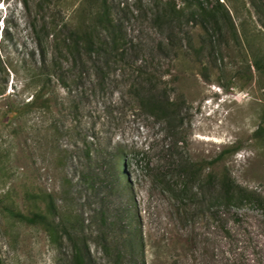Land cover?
Segmentation results:
<instances>
[{"label":"rangeland","instance_id":"1","mask_svg":"<svg viewBox=\"0 0 264 264\" xmlns=\"http://www.w3.org/2000/svg\"><path fill=\"white\" fill-rule=\"evenodd\" d=\"M40 2L0 0V81L5 82L11 99L22 94L28 69L38 58L31 55L37 50L32 24L38 20L43 25L42 17L58 21V0H47L44 12ZM195 2L212 11L218 25L215 29L209 23L186 26L195 46L186 56L161 59L155 46L166 31L147 22L129 24L131 33L143 40L151 68L157 69L156 81L172 99L183 103L181 119L168 122L133 109L125 89L133 73L119 62L113 64L108 90L92 101L99 114L95 122L105 135L122 143L124 154L132 160L133 175L126 180L137 200L146 237L158 241L165 235L182 244L183 238L195 232L200 237L196 252L173 253L181 264H264V205L257 202L264 199V0L190 3ZM45 46L51 59L56 53L52 37L45 38ZM126 59L132 63L131 55ZM92 89L91 77H87L85 90L95 97ZM31 94V89L23 91L18 100L29 101ZM122 95L125 99L120 101ZM8 101L0 98V108ZM30 138H14L11 129L0 125V198L6 199L5 204L7 192L21 185L36 191L58 190V168L44 160L40 146ZM178 157L206 161L204 176L230 173L239 185L256 193L255 198L241 207L221 208L218 220L196 215L193 207L181 209L169 199L162 183L166 164ZM12 195L16 200L17 192ZM150 253L148 262L154 264ZM57 262L58 250L47 232L0 210V264Z\"/></svg>","mask_w":264,"mask_h":264},{"label":"trees","instance_id":"2","mask_svg":"<svg viewBox=\"0 0 264 264\" xmlns=\"http://www.w3.org/2000/svg\"><path fill=\"white\" fill-rule=\"evenodd\" d=\"M46 1L39 4L42 12ZM68 1L58 0V21L42 17L43 25L38 20L32 24L37 50L31 55L38 58L28 69L23 90H32L31 99L19 101L23 91L11 99L0 81V98L9 100L0 108V125L11 129L14 138L34 139L44 160L58 168V190L36 191L21 185L7 192L8 204L0 198V210L47 232L58 250V264H149L148 250L154 264H181L173 253L196 252L200 237L194 232L180 244L165 235L158 241L145 236L137 200L126 180L133 175L132 160L122 143L97 128L99 114L92 101L110 87L113 64L123 62L133 73V81L125 85L131 107L164 121L180 120L183 103L156 81L157 69L151 68L143 40L131 33L129 24L147 22L165 30L155 50L161 59H177L195 49L185 27L209 23L215 29L216 17L192 0H182L180 6L176 0H79L75 5ZM50 37L56 47L51 59L45 46V38ZM87 77L95 97L85 90ZM124 99L122 95L120 101ZM34 114L39 116L30 121ZM205 164L184 157L166 164L164 191L181 209L193 207L196 215L218 220L221 208L241 207L255 198L256 193L228 172L204 176ZM257 202L264 205V199Z\"/></svg>","mask_w":264,"mask_h":264}]
</instances>
